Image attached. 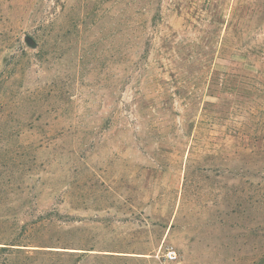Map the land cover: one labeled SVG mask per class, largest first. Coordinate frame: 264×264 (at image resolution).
Masks as SVG:
<instances>
[{
    "label": "rangeland",
    "instance_id": "rangeland-1",
    "mask_svg": "<svg viewBox=\"0 0 264 264\" xmlns=\"http://www.w3.org/2000/svg\"><path fill=\"white\" fill-rule=\"evenodd\" d=\"M165 244L264 264V0H0V264Z\"/></svg>",
    "mask_w": 264,
    "mask_h": 264
},
{
    "label": "built area",
    "instance_id": "built-area-1",
    "mask_svg": "<svg viewBox=\"0 0 264 264\" xmlns=\"http://www.w3.org/2000/svg\"><path fill=\"white\" fill-rule=\"evenodd\" d=\"M152 257L154 264H185L181 253L172 245H162Z\"/></svg>",
    "mask_w": 264,
    "mask_h": 264
},
{
    "label": "trees",
    "instance_id": "trees-1",
    "mask_svg": "<svg viewBox=\"0 0 264 264\" xmlns=\"http://www.w3.org/2000/svg\"><path fill=\"white\" fill-rule=\"evenodd\" d=\"M2 253H7L9 252L10 250H8V248H1L0 250ZM7 261V260H6Z\"/></svg>",
    "mask_w": 264,
    "mask_h": 264
}]
</instances>
